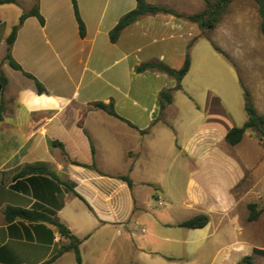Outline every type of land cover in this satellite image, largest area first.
I'll return each mask as SVG.
<instances>
[{
  "label": "crops",
  "instance_id": "crops-1",
  "mask_svg": "<svg viewBox=\"0 0 264 264\" xmlns=\"http://www.w3.org/2000/svg\"><path fill=\"white\" fill-rule=\"evenodd\" d=\"M14 1L0 4L7 80L0 89V264H78L74 252L59 254L69 241L54 224L9 221L8 208L64 225L81 241V264H237L250 255L264 264L254 253L264 246L237 235L245 233L237 211L248 197L240 185L256 171L247 138L259 140L248 130L235 146L225 140L248 120L244 90L264 115L260 18L240 11L208 34L187 19L202 10L199 0H146L178 15L141 17L112 43L110 32L135 0H76L83 38L72 0ZM35 5L44 25L28 17L19 27L16 71L5 60L19 24L9 7L27 13ZM188 54L183 89L162 108L160 93L176 81L136 68L160 62L178 70ZM111 101L121 119L92 107ZM29 167L35 171L23 174ZM172 186L185 189L175 195ZM200 214L209 218L204 228L178 226Z\"/></svg>",
  "mask_w": 264,
  "mask_h": 264
},
{
  "label": "trees",
  "instance_id": "trees-1",
  "mask_svg": "<svg viewBox=\"0 0 264 264\" xmlns=\"http://www.w3.org/2000/svg\"><path fill=\"white\" fill-rule=\"evenodd\" d=\"M135 1L137 3L136 9L123 16L119 20L115 28L110 32L109 36H110V41L112 43H116L122 31L126 27L136 22L141 17L147 15H156L159 13L178 15L176 12L172 10L157 5L149 4L146 2V0H135ZM203 1L205 2L206 5L205 10L201 13L190 16L187 19L195 24H198V26L203 30H212L215 28L219 16L229 7V5L233 2V0H214L213 2L211 0H203ZM254 1L258 6V11L261 17L260 30L264 34V0H254ZM14 2H15L14 0H0V4H7ZM72 5L78 23L79 34L80 37L83 38L85 36V26L79 15L76 0H72ZM28 17H36L39 20L40 24L44 25V18L40 15L38 6L35 5L29 12L24 13L20 17L19 24L12 28L11 33L7 38V50L5 54V60L13 70L21 71V72H22V68L12 58L11 50L16 40V35L19 27ZM190 67H191V58L190 55L188 54L185 58V62L183 66L178 70L173 69L160 62H148L138 66L136 68V72L143 73L146 71H157L172 77L176 81V86L174 89L165 90L160 93L161 107L164 108L166 105L171 104L173 102L174 92L181 91L183 89L182 82L185 76L188 74ZM24 74L26 77L35 81L38 93L41 94L45 92L44 87L39 81H37L33 76L29 74L26 73ZM6 84H7L6 78L2 74H0V89L1 90L4 89ZM244 99H245V109L248 116V120L242 127L233 128L227 133L225 140L230 146H235L239 144L242 141L247 130L255 131L259 140L264 141V115L258 114V112L254 107L251 95L247 90H244ZM92 107L104 111L105 113H107L108 115L114 118L121 119L116 114L114 110V103L112 101L109 104H105L103 102H95L92 104ZM141 133L144 134L145 132H141ZM59 147H61L60 144ZM34 171L35 168L29 167L26 168V170H24L23 174H28ZM123 179L128 181V179L126 178ZM129 184L131 185L130 181ZM248 210H249V216H248L249 222L256 221L261 215V211L257 210L256 204H249ZM6 217L9 221H13L15 219H23L27 221H47L54 224L58 228L60 233L69 241V244L66 247H64L59 254H61L64 251H72L75 253L77 263L81 264V256L79 250L81 241L72 234H70V232L67 230V228L64 225L44 215L38 214L36 212L16 209V208H8L6 210ZM208 222H209L208 216L204 214H200L180 223L178 226L186 229H201L204 228L208 224ZM254 253L259 255H264V251H260V250H255ZM44 264H50V262H46ZM237 264H254V257L252 255L245 256Z\"/></svg>",
  "mask_w": 264,
  "mask_h": 264
},
{
  "label": "rangeland",
  "instance_id": "rangeland-1",
  "mask_svg": "<svg viewBox=\"0 0 264 264\" xmlns=\"http://www.w3.org/2000/svg\"><path fill=\"white\" fill-rule=\"evenodd\" d=\"M199 1L202 4V10L198 13H201L205 10L206 5L203 0ZM211 1L213 2L214 0ZM9 8H11L13 10V14L15 13L17 16V20H15L17 24L19 22V17L24 13V9L16 6H10ZM240 11H244L250 14L251 17H254V15L257 16L258 18H260L261 22L258 6L254 0H233L229 7L219 16L215 28L212 30H207L208 34H211V32L214 31L218 25L226 23L227 20H230L232 16ZM12 15H8L9 23L12 22ZM76 85L77 84H74L73 89L76 88ZM248 131L252 133L254 132L255 136L258 138L255 131ZM254 139L247 138V142H249V140L252 141H250L251 143L247 145L248 150L246 151V153H248L249 158L251 159V165L256 167V171L251 172V174L247 173L245 180L240 185L242 195H248V197L239 204V208L237 211L238 215L240 216V223L245 229V233L242 235L238 233L237 235L239 239L250 238V241L255 246H264V141H260L258 138V140L260 141L259 145V141L255 140L256 142H254ZM172 169V173H175L176 167L174 166ZM184 189L185 187L172 186V193L176 195L177 191H184ZM149 190H152V193L154 195L153 200L155 201V203H158L157 195L160 194L159 190H157L155 187H150ZM249 204H256L257 210L261 211V215L259 216V218L253 222L248 221ZM226 227H228V225ZM224 240L226 242L233 241L234 236L231 238L229 234H225ZM257 257L259 260L264 261V256Z\"/></svg>",
  "mask_w": 264,
  "mask_h": 264
},
{
  "label": "built area",
  "instance_id": "built-area-1",
  "mask_svg": "<svg viewBox=\"0 0 264 264\" xmlns=\"http://www.w3.org/2000/svg\"><path fill=\"white\" fill-rule=\"evenodd\" d=\"M158 205H159V206H163L164 203L159 201V202H158Z\"/></svg>",
  "mask_w": 264,
  "mask_h": 264
}]
</instances>
